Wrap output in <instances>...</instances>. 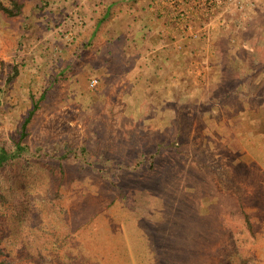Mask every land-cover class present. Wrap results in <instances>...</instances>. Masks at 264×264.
I'll return each instance as SVG.
<instances>
[{
    "label": "rangeland",
    "instance_id": "374dc122",
    "mask_svg": "<svg viewBox=\"0 0 264 264\" xmlns=\"http://www.w3.org/2000/svg\"><path fill=\"white\" fill-rule=\"evenodd\" d=\"M32 1L61 14L0 0V157L32 112L29 151L0 166V264H264V0L243 25L258 36L222 45V76L185 73L204 42L174 36L178 96L151 100L90 56L61 75L79 36H30Z\"/></svg>",
    "mask_w": 264,
    "mask_h": 264
},
{
    "label": "crops",
    "instance_id": "0c3cea01",
    "mask_svg": "<svg viewBox=\"0 0 264 264\" xmlns=\"http://www.w3.org/2000/svg\"><path fill=\"white\" fill-rule=\"evenodd\" d=\"M61 1L62 3L57 4V9L61 14L55 19L46 16L47 13L34 10L38 3L30 2V10H34L30 13V21L31 24L36 25L30 30V36H68L70 34L68 32H73L74 36H79L76 37L79 46L87 41L93 42L92 53H95L97 58L110 59V61L102 62L101 66L104 65L105 68L101 67L97 71L110 72L109 67L111 68L114 62L124 65L136 57V64L126 63L125 67L120 68L125 72L123 89L129 87L128 94L131 97L135 95L132 93L135 87L143 90L144 99L150 97L144 96L146 91L152 92V95L154 92L153 97L156 98L160 95H164V97L178 96V77L182 73V67L185 66L180 64L179 58L183 57L185 53L180 54L174 48L172 39L179 35L177 30L172 27L174 22L171 18V10L168 11V7L163 6L161 0ZM257 15L258 13L254 19L258 22L259 15ZM250 22L243 25L248 23L250 25ZM45 24L47 26L62 24L59 29L63 34H55V30L58 28L54 30V33L51 32ZM243 25L237 27L216 24L210 28L204 33L206 38L202 43L205 49L202 52V62L194 60L190 69L188 66L184 68L185 73L186 71L188 73L203 72V74L220 72L222 76L223 64L220 67L217 58L222 52V45L228 44L227 36H258L248 32V27L245 28ZM116 43L122 45V56L117 52L120 49H117ZM216 44H220L216 47L219 53L215 51ZM234 50L235 48H229L228 55L230 53L233 55L232 51ZM138 72L140 74H137ZM135 75L138 76V80ZM149 99L151 100V98Z\"/></svg>",
    "mask_w": 264,
    "mask_h": 264
},
{
    "label": "built area",
    "instance_id": "2783aa9c",
    "mask_svg": "<svg viewBox=\"0 0 264 264\" xmlns=\"http://www.w3.org/2000/svg\"><path fill=\"white\" fill-rule=\"evenodd\" d=\"M259 1L262 0H169L172 27L186 38L204 36L216 24L234 23L240 27L258 12ZM68 33L74 36L73 32ZM98 83L97 78H92L90 86L94 88Z\"/></svg>",
    "mask_w": 264,
    "mask_h": 264
},
{
    "label": "trees",
    "instance_id": "16d2710c",
    "mask_svg": "<svg viewBox=\"0 0 264 264\" xmlns=\"http://www.w3.org/2000/svg\"><path fill=\"white\" fill-rule=\"evenodd\" d=\"M14 7H15V10H11L10 8H7V7H4V6L1 5V9L4 10L6 13H8L10 16H16L21 11V6L20 5L14 3ZM200 37H201V40L202 41L205 38V36H200ZM92 45L94 46L93 42H90V41H87V42L82 43L79 46L78 50L73 54V57L72 58H74V61L71 58L70 61L67 62V66L64 67L62 69V71H61V75H65L67 73H69V75H72V73L75 71V68H73V67H75V64L77 65V67H78V64H82L83 66L84 65H88V64L91 65L89 56L92 57L93 60H94V64H92L91 66L94 67L95 70H98L99 68L102 67L101 66V63L102 62L104 63L106 61H110V59L109 58L107 59L106 57L97 58L96 55H95V53H92L93 52ZM115 46H118L117 49H120V50L117 51V49H116V51L118 52V54L120 56H122V54H123V52H122L123 51L122 50V45L116 43ZM121 61H123V60H121ZM135 62H137V58L136 57H134L131 62H128L127 61L126 63L133 64ZM126 63H124V65L121 64L120 67H118V64L119 63H115L114 62V65L111 68L109 67L110 72H112V73L120 72L119 69L121 67H125L127 65ZM121 72L123 74L125 73V72L122 71V69H121ZM36 107L37 106L35 105L34 106V109ZM31 113H30V115H31ZM30 115L28 116V118L25 119V121L23 123V129H22V133H21V139H20V141H18L15 144L14 149L12 151H7V150L4 151L3 150V153H2V155L0 157V166H2L5 163L12 162V161L17 160L18 158L23 157L25 155V153L27 151H29V147L28 146H25V145H22L21 143H22L23 138L26 135V127H27V125H28V123L30 121V118H31ZM81 151H85V148H83ZM80 152L78 154L81 155ZM85 152L87 153V151H85ZM85 152H82V153H85ZM48 153L49 154L52 153L51 150L48 149V148H46V150L45 149L38 148L35 151H33V150L30 149V155H33L34 157L40 155V157L43 156L44 159H46L47 156L48 157H51V155H49ZM61 153L55 152V158L61 159L63 157L66 160H70L71 159V157H68L69 154H67L66 152H61ZM52 159H54L53 155H52ZM0 196H1V194H0Z\"/></svg>",
    "mask_w": 264,
    "mask_h": 264
}]
</instances>
